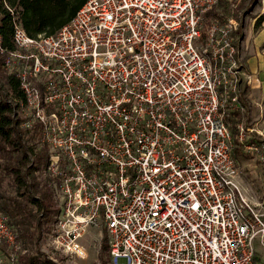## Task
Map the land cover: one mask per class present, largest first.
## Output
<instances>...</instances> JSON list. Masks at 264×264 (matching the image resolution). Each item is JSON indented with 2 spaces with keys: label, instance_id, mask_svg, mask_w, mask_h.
Returning a JSON list of instances; mask_svg holds the SVG:
<instances>
[{
  "label": "built area",
  "instance_id": "obj_1",
  "mask_svg": "<svg viewBox=\"0 0 264 264\" xmlns=\"http://www.w3.org/2000/svg\"><path fill=\"white\" fill-rule=\"evenodd\" d=\"M217 2L88 0L37 37L14 20L4 68L23 95L6 96L38 133L28 168L49 147L35 172L54 211L38 212V244L87 258L81 240L103 225L110 264H264V202L240 185L233 156L246 128L234 136L226 119L258 79L231 35L237 20L206 16ZM27 251L0 211V264Z\"/></svg>",
  "mask_w": 264,
  "mask_h": 264
},
{
  "label": "trees",
  "instance_id": "obj_2",
  "mask_svg": "<svg viewBox=\"0 0 264 264\" xmlns=\"http://www.w3.org/2000/svg\"><path fill=\"white\" fill-rule=\"evenodd\" d=\"M88 0H0V35L2 37L0 49V83L7 87L17 97H22L19 81L4 68V61L8 51L16 48L14 42V20L20 23L27 34L37 37L39 34H54L67 24ZM256 0H252L248 11L252 10ZM13 10V12L8 8ZM206 16L226 22L230 16L239 17L233 13L230 0H218L217 4L208 10ZM264 20L262 14L256 24ZM232 36H238L236 42L239 48L240 38H243L242 25L234 30ZM14 107L8 101L0 86V211L9 217L14 227L17 241L24 245L32 240L39 230L40 221L38 212L44 209L51 216L54 211L53 197L46 183L38 181L35 171L42 164L48 153V145H42L35 153L34 164L28 168L30 162L29 147L25 137L34 132L32 128L21 126V119L14 118ZM239 111L227 109L226 119L230 124L233 135L237 133ZM243 142L234 140L233 156L249 157V153L242 149ZM36 164V165H35ZM12 190H7L3 185ZM2 248L6 246L2 244ZM103 264H110V247L106 236L101 245ZM256 258H258L256 256ZM21 264H52L50 260L40 255H21Z\"/></svg>",
  "mask_w": 264,
  "mask_h": 264
},
{
  "label": "rangeland",
  "instance_id": "obj_3",
  "mask_svg": "<svg viewBox=\"0 0 264 264\" xmlns=\"http://www.w3.org/2000/svg\"><path fill=\"white\" fill-rule=\"evenodd\" d=\"M231 1V6H232V11L233 13H237L239 17H233L237 20V29L240 28L242 25V33H243V38H240L239 42V51L241 52L240 54L245 58L244 53L246 52L245 50V41L244 39L252 35L253 32L257 31H262L264 30V20L256 24L257 20L259 17L264 14V0H256V3L253 5L252 10L248 11V7L251 5L252 0H230ZM229 17V18H230ZM210 19V18H208ZM236 29V30H237ZM235 38L238 40V36H235ZM264 48V44H263ZM3 92L6 94L8 93V89L5 86H2ZM27 144L29 147L35 146L36 140L38 139V133L35 134L34 132L31 133L30 135H27L25 137ZM239 162V169H240V174H242V171L244 170V163H247L246 167H252L256 171V180L259 184L258 189H256L255 185V191L256 195H259V193L263 192L262 187L263 185L261 184V177L260 173L262 171V164L258 159H253L249 161V159L246 158H241L238 160ZM44 163V162H43ZM36 165V164H35ZM41 165V164H40ZM39 165V167H40ZM29 166V165H28ZM35 175L37 176L38 181L42 182L40 178V174L35 172ZM240 181V180H239ZM8 181H4L3 185L7 188V190H12L10 185H7ZM240 183V182H239ZM250 180L247 181L243 178L241 186L245 184H249ZM262 186V187H261ZM262 190V191H261ZM248 193V192H247ZM250 197V196H249ZM48 225L45 223L43 229L47 231ZM40 235L38 233V230L36 231V234L34 238L30 241H26L24 243L25 247L28 248L27 254L31 255H40L41 257L50 260L52 264H103L102 261V255H101V245H102V240L103 237L106 236V231L103 225L100 226H91L85 236L82 238L81 242L85 246L86 249H83L85 253L88 254L87 258H77L75 260H68L67 256L62 253L61 250L55 249L54 247L50 246V242L46 241L44 239L41 240V242L38 244L40 240ZM42 236V235H41ZM107 239V236H106ZM108 243V241H107ZM109 245V244H108ZM256 246L259 251V255H261V246L259 243V240L256 241ZM4 256L8 255V251L4 249ZM22 255V254H21ZM24 255V254H23ZM8 264V263H6Z\"/></svg>",
  "mask_w": 264,
  "mask_h": 264
},
{
  "label": "crops",
  "instance_id": "obj_4",
  "mask_svg": "<svg viewBox=\"0 0 264 264\" xmlns=\"http://www.w3.org/2000/svg\"><path fill=\"white\" fill-rule=\"evenodd\" d=\"M244 41L246 46L245 58L240 54V51L239 54L245 64V73L254 76L258 80L252 81L251 83L244 81L243 98L245 101V109L243 112L239 111L238 117V124L242 122L246 128L247 141L246 143L243 142L242 149L249 153V157L240 156L234 158L237 161L238 167V160L241 158L249 159V161L258 159L261 162L262 171L260 173V179L263 185V187L261 186L263 192L259 193V195H256L254 188V185L256 189L259 186L258 182L254 180L257 176L256 171L252 167H246L247 163L243 162V175L240 174L238 178L240 184H242L243 178L247 181L250 180V183L246 184V186L244 184L243 187L247 189L248 196H250L253 202H264V160L260 157L261 155L264 156V30L253 32ZM249 144H254L258 148L257 151L249 149L247 147Z\"/></svg>",
  "mask_w": 264,
  "mask_h": 264
}]
</instances>
